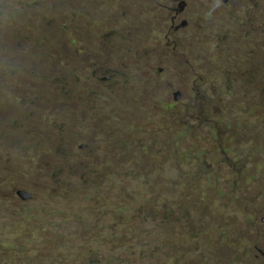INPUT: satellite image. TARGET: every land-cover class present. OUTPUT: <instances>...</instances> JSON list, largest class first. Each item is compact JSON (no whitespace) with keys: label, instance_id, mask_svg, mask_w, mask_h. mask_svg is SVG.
I'll list each match as a JSON object with an SVG mask.
<instances>
[{"label":"rangeland","instance_id":"rangeland-1","mask_svg":"<svg viewBox=\"0 0 264 264\" xmlns=\"http://www.w3.org/2000/svg\"><path fill=\"white\" fill-rule=\"evenodd\" d=\"M68 22L78 29L67 42ZM67 46L84 54L66 59ZM249 52L264 64V0H0V264L78 263L60 247L72 219L86 237L75 252H93L83 263L99 254L143 264V247L146 264H192L201 245L205 264H264V82L251 99L230 90L224 112L191 76L213 61L209 73L233 85V59ZM133 152L149 161L142 176L124 174ZM115 155L121 166L106 175ZM19 190L32 196L26 208ZM142 199L158 203L148 223L135 214ZM127 217L145 232L127 230Z\"/></svg>","mask_w":264,"mask_h":264},{"label":"trees","instance_id":"trees-1","mask_svg":"<svg viewBox=\"0 0 264 264\" xmlns=\"http://www.w3.org/2000/svg\"><path fill=\"white\" fill-rule=\"evenodd\" d=\"M61 24H62V22L59 19H55L51 22L52 27H54V26L58 27ZM186 26H187L186 22H184V24L181 25L182 28H185ZM252 27L257 28V30L261 31L262 25H261L260 21H258L256 19L252 23ZM77 29H78V27H76L72 22H68L65 24L64 28L60 31V34H63L65 36L67 42H68L74 38V36L77 33ZM79 34H80V40H84L83 36H82V30L79 31ZM250 35H251V30L248 31V37L245 40L246 43H249V41L251 39ZM74 43H76V40H74ZM252 44H253V42L249 46H251ZM66 51H67L66 52L67 55L68 54L73 55V58H66L65 57L66 59H76L80 55L84 54L83 51L78 52V50L74 46H67ZM152 51H153V49H149L146 52L149 53ZM240 54L245 55L244 52H242ZM259 61H261V58L259 56H253L252 52H249L248 55L245 57H238V58H236V60L233 59V65H234L233 68L237 73V75L232 73V75L229 77V79L232 77V79L234 81V82H232L233 85H231L229 83V81H227L228 85L226 86L224 81L221 80V77H222L221 73H218L215 76L212 75L211 73H209V71L212 70L213 67L220 68L217 65H215L213 61H206V64L203 68L205 70L204 74H201L196 70H191L192 71L191 76L196 78V79L201 80L202 82L206 81L209 84V86L212 89H214V98L211 100L210 104L212 105L213 109H218L220 111L225 112L226 107H227L225 99H226L228 92L230 90L236 91L237 88H240L239 90L241 92L245 91V95H246L247 99H249V97L251 99V97L254 93L252 92L253 90H250V88L252 89V88L256 87L258 82H264V79L260 80L259 72L256 71V73H253L256 68L264 67V64L258 66ZM256 64H257V66H256ZM222 66H224V64H222L221 67ZM110 73H114V72L111 71ZM115 74H119V71L117 69H116ZM65 81L68 82V80H66V79H65ZM263 86H264V84H263ZM177 94L181 95L180 92H177L175 94V96H177ZM142 100H143V97H142ZM176 100H178L177 97H176ZM174 106L167 105L166 107L174 108ZM141 107H143V104L141 105ZM223 107H224V109H223ZM205 110H206V108H205ZM199 120H202V118L199 117ZM203 121H205V119H203ZM95 123L99 124V121H97ZM126 144L127 143H123V144H122V142L120 143L121 149L123 150V152L127 151L128 146ZM78 147L80 150H86L87 143L86 142H80L78 144ZM114 154H115V152H114ZM133 154H137V153L133 152L132 155L130 154L131 156L130 155L128 156V157H130V161H129L130 166L124 167L127 170L124 174L142 176L147 171L146 169L149 165V161H143L142 162L138 157H135ZM174 154H178L183 160L186 158L184 154H180L179 152H174ZM174 154H172V155H174ZM205 154H206V152L200 151V155H205ZM120 162H121V157H118L116 155L113 156L112 159L104 162V167H105L104 173L106 175H108L111 171H113L115 166L120 167L121 166ZM230 164L234 165L233 160L231 161ZM203 166H204V164H202L201 166H198V169H203ZM248 166H249L248 161L243 164V168L248 167ZM134 167H135V170H133V172H132V168H134ZM75 169H76L77 174H80L81 172H84L86 170L84 164L81 162H78L76 164ZM153 173H154V176L156 177V179H158L159 181H166V177H165V175H163L161 170L155 169V170H153ZM214 175L215 174L212 173V170H210V172L208 173V177H207L206 181H208ZM143 178L145 180H147V179H150V176L147 174ZM256 179H257V177L253 175V176H251L250 182H253ZM24 190H26V189H24ZM20 191H22V190H19L17 192L18 197H20L19 196ZM124 199H127L126 196L124 197ZM155 199H158V198H155ZM155 199H148V200L142 199V201H143L142 205L141 206L139 205L138 209L135 211V214H137V218L139 219L138 223H148L149 218L157 213V211L154 208L149 207V206H153V205L158 204ZM23 201L25 202L23 204V208H26L28 205L27 203L31 202L30 199H27V200L23 199ZM71 202L74 203L75 201L72 200ZM196 206H199V205H196ZM99 208H101V207L98 206V208H96V209L100 212V214H102L103 210H100ZM119 211H121V212L118 213L117 216H121L123 214L122 208H120ZM174 213L175 212L172 210V208L170 206H169V210H166L163 212L165 217H167L169 215H173ZM183 213L185 214V212H183ZM123 224L127 230H130L132 232L137 231L138 232L137 234H139V235L142 234V231L145 232L143 227H142V231L136 230L134 227H132L134 224L133 218L127 217V219L123 222ZM164 225L166 227L172 226L174 228V230L177 227L176 225L173 224V222L171 220L165 221ZM68 226H70V227L76 226L75 231H73V233H72V241H69L67 238H64V239H67V241L65 242L60 237L61 238L60 247L66 248L67 256L71 255V254L74 255V257L78 261V263H76V264H108V263H110V264H132L130 262V260L124 256L122 257V258H124L122 261H118L117 259H113L112 261L106 260L105 262H103V261H101L99 254L96 255V258H94V257L88 258L87 263H83L84 259H78L77 257L78 256H87V255L93 254V252L89 251V249L86 250L83 247L80 248V251L78 253L75 252L74 247L78 244L79 241L86 239V237H83V238L79 237L80 229H79V226L77 224V219L76 220L72 219L68 223ZM56 230H57V225H55L54 234L56 233ZM185 231H186V229H185ZM225 231H228L227 225L225 226ZM188 232L192 233V231H189V230H188ZM194 235H198V234L195 233ZM104 237H106V236H104ZM111 237H113V235ZM97 243L99 245H104V244H106V239L105 238L99 239V240H97ZM121 246L124 249V245H121ZM194 246H195V243L193 244V247ZM196 247H197L198 259L196 261H194L192 264H205V263H207V259H206V256L203 254V251L206 250L207 248H210V247L209 246H201V245H197ZM23 248H24V246L18 245V241H17V245H16L14 251L18 250V249H23ZM72 249H73V252H71ZM116 249H118V248H116ZM145 252H146V248L142 247V262H143V264H146V262H147L146 258L143 255ZM4 256H6L4 261H8V260L10 261L12 259L15 260V258L13 256H10L9 254L4 255ZM28 264H34V263L28 262ZM53 264H59V263L55 262Z\"/></svg>","mask_w":264,"mask_h":264},{"label":"water","instance_id":"water-1","mask_svg":"<svg viewBox=\"0 0 264 264\" xmlns=\"http://www.w3.org/2000/svg\"><path fill=\"white\" fill-rule=\"evenodd\" d=\"M178 96H180V94H177V97H178ZM19 196H20L22 199H24V200H27V199H31V198H32V196H31L28 192H26V191H24V190H22V191L19 192Z\"/></svg>","mask_w":264,"mask_h":264},{"label":"clouds","instance_id":"clouds-1","mask_svg":"<svg viewBox=\"0 0 264 264\" xmlns=\"http://www.w3.org/2000/svg\"><path fill=\"white\" fill-rule=\"evenodd\" d=\"M181 96V95H180ZM180 96H176L177 97V99L180 97ZM254 176H256L257 177V179L255 180V181H253V182H251V183H256V182H259L260 181V177H258L257 175H255V174H253ZM253 175H251V176H253ZM250 176V177H251Z\"/></svg>","mask_w":264,"mask_h":264}]
</instances>
